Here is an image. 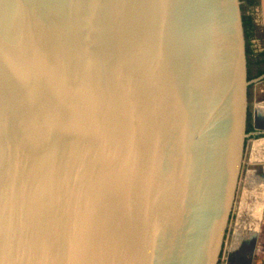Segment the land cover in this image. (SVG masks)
<instances>
[{"label":"water","instance_id":"obj_1","mask_svg":"<svg viewBox=\"0 0 264 264\" xmlns=\"http://www.w3.org/2000/svg\"><path fill=\"white\" fill-rule=\"evenodd\" d=\"M260 79L242 0H0V264H219Z\"/></svg>","mask_w":264,"mask_h":264},{"label":"crops","instance_id":"obj_2","mask_svg":"<svg viewBox=\"0 0 264 264\" xmlns=\"http://www.w3.org/2000/svg\"><path fill=\"white\" fill-rule=\"evenodd\" d=\"M257 1V5L251 8L256 25V35L253 39V46L257 52H262L264 51V0ZM255 83L257 84L251 87V92H255V125L260 130L262 129L264 131V79H260ZM250 152L252 162L248 172V181L251 189L248 195V198H250L248 207L249 215L246 219L252 221L259 214L261 217L256 223V228L254 229L251 238H249V235H244L242 238V240L246 241L248 245H242L241 248L237 249V246L234 245L233 239V244H231V248L229 247V249H231L230 264H264V247L262 246L261 242L263 231L259 233L258 237H256L257 228L262 219L264 211V138L260 139L259 141H253L250 144ZM238 225L239 223L237 226ZM238 233L239 231L236 229L235 233L232 232L233 235ZM242 235L243 234H241V236ZM256 239L257 250L254 248ZM235 249L237 250L235 251Z\"/></svg>","mask_w":264,"mask_h":264},{"label":"rangeland","instance_id":"obj_3","mask_svg":"<svg viewBox=\"0 0 264 264\" xmlns=\"http://www.w3.org/2000/svg\"><path fill=\"white\" fill-rule=\"evenodd\" d=\"M243 4V2H242ZM255 82H252L250 84L249 87V106H248V127L247 129L251 131H255V130H259V128L255 125V117H254V111H255V92H251V87L254 86ZM264 138V135H250L248 137V141H247V148L245 150V156H244V163H243V167H242V171H241V176H240V180H239V185H238V190H237V196L235 199V205L233 207V211H232V215H231V219L228 225V229H227V233H226V238H225V242H224V247H223V251L225 249H227V247L231 248V244H233V239H234V245L237 246V249L241 248L242 245H245L248 243L244 240H240V236L241 234L242 237H244V235H249L251 238L252 233L254 231V229L256 228V224L255 221H251V220H247L246 218L249 215V203H250V198H248L249 196V191H250V185H249V181H248V172H249V168H250V164H251V152H250V144L255 141V140H260ZM254 178V175H253ZM239 223V225L237 226V224ZM262 225V227H261ZM235 229L239 231L238 234H232V232L235 233ZM263 231V235L261 237V242H262V246L264 247V211H263V216L262 219L258 225L257 228V235L256 237L259 236V233H261ZM233 236V237H232ZM232 237V238H231ZM248 241V240H247ZM257 250V239L255 242V247ZM235 249V251L237 250ZM231 250V249H230ZM255 251V250H254ZM222 257L223 254L221 255V259H220V263L222 264Z\"/></svg>","mask_w":264,"mask_h":264},{"label":"trees","instance_id":"obj_4","mask_svg":"<svg viewBox=\"0 0 264 264\" xmlns=\"http://www.w3.org/2000/svg\"><path fill=\"white\" fill-rule=\"evenodd\" d=\"M243 10V22L245 27V36H246V49H247V59H248V76L249 79H255L264 74V51L257 52L253 46V39L256 35V25L252 15V7L257 5V0H242ZM251 131V129L249 130ZM261 215H257L252 221H255V224L259 221ZM243 238L240 236V240ZM227 249H225L222 254L226 255ZM223 261V260H222Z\"/></svg>","mask_w":264,"mask_h":264},{"label":"built area","instance_id":"obj_5","mask_svg":"<svg viewBox=\"0 0 264 264\" xmlns=\"http://www.w3.org/2000/svg\"><path fill=\"white\" fill-rule=\"evenodd\" d=\"M226 252L227 253H226V255L223 258L222 264H230V259H231L230 254H231V252H230L229 247H227V251Z\"/></svg>","mask_w":264,"mask_h":264}]
</instances>
